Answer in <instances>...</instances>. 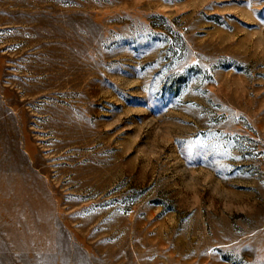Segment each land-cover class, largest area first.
Here are the masks:
<instances>
[{"label":"rangeland","instance_id":"374dc122","mask_svg":"<svg viewBox=\"0 0 264 264\" xmlns=\"http://www.w3.org/2000/svg\"><path fill=\"white\" fill-rule=\"evenodd\" d=\"M0 264H264V0H0Z\"/></svg>","mask_w":264,"mask_h":264}]
</instances>
